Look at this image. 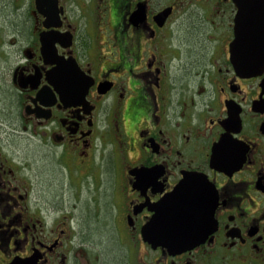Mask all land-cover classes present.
Segmentation results:
<instances>
[{
    "label": "flooded vegetation",
    "instance_id": "flooded-vegetation-1",
    "mask_svg": "<svg viewBox=\"0 0 264 264\" xmlns=\"http://www.w3.org/2000/svg\"><path fill=\"white\" fill-rule=\"evenodd\" d=\"M238 14L0 0V264H264V69L236 68ZM263 21L248 0L247 34ZM199 175L214 230L155 246L157 204Z\"/></svg>",
    "mask_w": 264,
    "mask_h": 264
},
{
    "label": "water",
    "instance_id": "water-1",
    "mask_svg": "<svg viewBox=\"0 0 264 264\" xmlns=\"http://www.w3.org/2000/svg\"><path fill=\"white\" fill-rule=\"evenodd\" d=\"M236 1L239 14L232 59L237 69L254 74L264 69V21L253 23L254 33L250 37L246 23L248 0ZM258 2L264 8V0ZM215 205L216 196L210 181L201 175L186 176L157 204L144 230L145 238L173 252L192 248L214 230Z\"/></svg>",
    "mask_w": 264,
    "mask_h": 264
}]
</instances>
